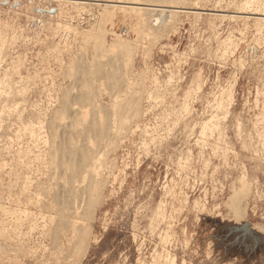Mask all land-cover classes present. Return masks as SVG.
Returning <instances> with one entry per match:
<instances>
[{
    "label": "rangeland",
    "instance_id": "rangeland-1",
    "mask_svg": "<svg viewBox=\"0 0 264 264\" xmlns=\"http://www.w3.org/2000/svg\"><path fill=\"white\" fill-rule=\"evenodd\" d=\"M73 1L93 3L92 0H0V203L10 209L28 208L34 217H23L16 235L6 226L7 222L5 225V216L0 212V222L12 237L9 242L10 239L0 236L1 245L12 246L9 253L0 252V264L52 262L46 259L52 247L49 234L55 220L50 219L54 214L47 204L51 202L58 176L55 178L56 174L49 169L48 148L52 140L49 127L58 121L53 127L55 137H61V141L71 133L70 124L75 126L76 119H83L78 114L85 108H79L82 101L76 96L80 95V78L84 66L87 71L90 66L87 63L94 60L96 64L99 59L97 64L101 66H96L105 73L122 70L120 75L115 71L120 76L118 79L142 86L144 112L136 121L135 132L127 133L125 139L119 138V147L107 149L104 143L97 146L102 163L100 178L105 180V188L102 202L94 212L92 240L80 264H151L154 259L159 264H170L172 260L173 264H264V22L256 24L253 16L230 12L249 8V12L262 13L264 0H249V3L248 0H182L188 9L177 13L172 27L157 31V27L148 23L143 25L146 34L133 30L134 14L119 13L112 24L107 22L99 27L96 20L103 7L77 5ZM115 1L123 5L127 0ZM77 30L93 31L100 38L82 35ZM120 38L126 39L134 49L125 51L128 46L122 48V45L112 50L110 45ZM110 57L115 64L109 63ZM117 62L124 64L119 67ZM66 63L72 66L65 67ZM127 68L130 71L126 73ZM124 80L120 81L119 92L110 90L106 82L108 91L117 92L114 95L122 98L127 90ZM64 96L79 111L74 110L75 115L66 114L67 119L58 115L59 120L55 112ZM107 98L105 94L106 103ZM209 118L217 130L211 128L209 132L208 128L203 133L201 123L210 121ZM65 121H70L69 125ZM83 123H76L77 132L84 129ZM15 137L21 138L20 141ZM242 176L250 183V192L242 200L246 210L239 218L229 208L228 197L240 186ZM89 179L83 178V187L88 186ZM160 202L161 215L158 214ZM43 226L45 230H41ZM13 240L19 247L13 248ZM65 262L61 260L59 264Z\"/></svg>",
    "mask_w": 264,
    "mask_h": 264
},
{
    "label": "bare ground",
    "instance_id": "bare-ground-1",
    "mask_svg": "<svg viewBox=\"0 0 264 264\" xmlns=\"http://www.w3.org/2000/svg\"><path fill=\"white\" fill-rule=\"evenodd\" d=\"M56 1V0H55ZM63 2V0H58V2ZM65 1V0H64ZM67 1V0H66ZM70 2V0H68ZM87 1V0H86ZM93 3H90L89 1L85 2H77V1H73L72 3H75V4H85V5H92V4H97V5H101L103 8H102V12L99 13V16H98V19L96 20L97 24L99 25V27H103V25L107 22L109 23H113L114 21V18L117 17V15L120 13L123 14L125 13L126 15L127 14H134L135 16V24L134 25V28L133 30L134 31H137L138 33H141V32H145L147 30H144L143 28V25H153L155 26L154 28L158 29L159 28H164V27H167L168 29V26L172 27L171 22L176 19L177 17V13L178 12H184L185 10L187 11L188 8H186V6H184L185 3L181 2L182 0H142L144 1L145 3H142V1L139 3L138 1L135 2V0H132L134 2H129L128 0L123 2L124 4H119L118 2H121V1H106L105 3H99V0H92ZM147 1V2H146ZM252 1V0H250ZM149 2H152V3H149ZM155 2V3H153ZM185 2H188V1H185ZM253 2V1H252ZM116 3H118L119 5H117ZM191 3V2H190ZM248 3H249V0H248ZM262 4V3H261ZM140 5H143V6H140ZM250 5V4H249ZM84 6V5H83ZM93 6V5H92ZM188 6V5H187ZM260 6V5H259ZM74 7V6H73ZM90 8V7H89ZM119 8V9H117ZM245 8V7H244ZM257 8V6H256ZM264 8V7H262ZM77 9V8H76ZM81 9V8H80ZM246 9V8H245ZM249 9V8H248ZM247 9V10H248ZM119 10V12H118ZM205 10V9H204ZM247 10H244V9H240V10H232L230 11L231 13H236V14H241L244 16H247L248 18L253 16L256 24L260 23V22H264V12L262 13H259V11L256 12L255 11H247ZM250 10V9H249ZM91 11V10H90ZM190 12V11H189ZM261 12V11H260ZM91 14V13H90ZM94 15V14H92ZM91 16V15H90ZM96 16V17H97ZM129 16V15H128ZM179 16V15H178ZM242 16V17H243ZM73 17V16H72ZM94 18V17H93ZM178 18V17H177ZM175 22V21H174ZM59 25V24H58ZM57 25V26H58ZM97 25V27H98ZM147 25V27H148ZM175 25V24H173ZM263 25V24H262ZM261 25V26H262ZM61 26V25H59ZM63 26V25H62ZM260 26V27H261ZM96 27V26H95ZM96 27V28H97ZM98 27V28H99ZM146 27V26H145ZM66 28L68 29L69 26L66 25ZM72 29V28H71ZM146 29V28H145ZM166 29V30H167ZM170 29V28H169ZM70 30V29H68ZM75 30V29H74ZM95 30V28H94ZM97 30V29H96ZM100 30V29H99ZM72 31V30H71ZM79 31V30H77ZM88 31V30H87ZM86 30H82V31H79V33H81L82 35L83 34H86L87 36H94L96 37V35L100 38V36L98 34H94L92 33L91 31H88L87 32ZM152 31V30H150ZM106 33V31H104ZM79 33H76V34H79ZM98 33V31H97ZM101 33V32H100ZM154 33V32H153ZM146 34V32H145ZM164 34V33H163ZM162 34V35H163ZM148 35V34H147ZM154 36V34H152ZM151 35V36H152ZM156 35V33H155ZM79 36V35H78ZM137 36V35H136ZM81 37V36H80ZM85 37V35H84ZM82 37V38H84ZM87 38V37H86ZM103 38V37H102ZM154 38V37H153ZM157 38V37H156ZM105 39V38H103ZM90 40V38H89ZM85 41V40H83ZM93 41V40H91ZM100 41V40H99ZM98 41V42H99ZM103 41V40H102ZM151 40H149V43ZM158 41V40H157ZM70 42V41H68ZM88 42V41H87ZM90 42V41H89ZM95 42V40H94ZM81 43V42H80ZM85 43V42H84ZM148 43V44H149ZM68 44V43H67ZM89 44V43H88ZM99 44V43H98ZM104 44V43H103ZM110 44V43H109ZM152 44V43H151ZM87 45V44H86ZM96 45V43H95ZM123 45L122 48H124L125 46H128L127 48L125 47L123 50H127L129 48H131L129 45H128V41L126 39H118L117 42L115 43H112L110 45L111 49H115V48H118L119 46L121 47ZM153 45V44H152ZM89 46V45H88ZM101 46V45H100ZM104 46V45H103ZM79 47V46H78ZM81 47L83 48V45H81ZM85 47V46H84ZM93 47V46H92ZM136 47H137V44H136ZM257 47V46H256ZM259 47V46H258ZM97 48L99 49L98 52H100V48L98 47L97 45ZM109 48V47H108ZM121 48V49H122ZM133 48V47H132ZM79 49V48H78ZM94 49V48H93ZM103 49V48H102ZM134 49V48H133ZM81 50V49H80ZM86 50V48H85ZM109 50V49H107ZM119 50V49H118ZM254 50V49H253ZM97 51V50H96ZM95 51V52H96ZM104 51V49H103ZM117 51V50H115ZM130 51V50H129ZM65 52V51H64ZM97 52V53H98ZM109 52V51H108ZM107 52V53H108ZM120 52V51H119ZM124 52V51H122ZM128 52V51H127ZM132 52V51H130ZM149 52V51H148ZM251 52V51H250ZM6 53V52H5ZM4 53V54H5ZM54 53V52H53ZM79 53V52H78ZM86 53V52H85ZM96 53V54H97ZM150 53V52H149ZM226 53V52H225ZM2 54V53H1ZM84 53H82L81 55H83ZM91 54V53H90ZM101 54V53H100ZM120 54V53H118ZM125 54V53H124ZM123 54V55H124ZM80 55V54H78ZM80 55V57H82ZM99 55V54H98ZM116 55V54H115ZM114 55V56H115ZM121 55V54H120ZM119 55V56H120ZM127 55V54H126ZM130 54H128V57H129ZM133 55V54H131ZM86 56V55H85ZM92 56V55H91ZM96 56V55H95ZM93 56V58L95 57ZM100 56V55H99ZM112 56V55H111ZM117 56V55H116ZM1 57V56H0ZM3 57V56H2ZM97 57V56H96ZM102 57H106V56H102ZM132 57V56H131ZM76 58V57H75ZM92 58V59H93ZM109 58V57H108ZM111 58V57H110ZM118 58V57H116ZM122 58V56L120 57ZM119 58V59H120ZM3 59V58H2ZM62 59V58H61ZM79 59V58H78ZM91 59V60H92ZM105 59V58H104ZM107 59V57H106ZM129 59V58H128ZM242 59V58H241ZM86 60V59H85ZM84 60V61H85ZM100 60V59H99ZM99 60L96 61V64L94 63V60H92V64H94L95 66L91 67L92 64L90 63H87V65L89 66V68L87 69L86 71V67L84 66V64H80L82 66H84L85 68V72H84V75H83V72H82V77L83 78H80V81L81 83H79V87H81L80 89L77 88V86L75 88L79 89L78 91H80V95H76L77 97L79 96L80 100L78 99V101H82L81 105L79 106V108L82 106H84L85 110H82V112H80L78 114L83 115V119L81 121H85L87 124H85V122L83 123L84 125L81 126L83 127L84 129H81V131L77 132L75 129L76 128V125L77 124H81V121L78 119H72L74 122H75V126H74V123H73V126L70 124V126L72 127V130H70L71 133H69V135H67L68 137H65L66 135H64L65 137V140H61V137L60 139L55 137L56 134H55V130H54V127H53V123L52 125L49 127L50 131H51V147H49L48 149H50V153L48 154L49 158L51 159L49 162L50 163V170L54 173V176L56 174V177L58 176V178L61 180L59 181V179L57 178V181L54 183V188H53V193H52V197H51V202L48 203L47 201V205H49V207H51V210L53 211V216H48V218L50 217V219L54 218L53 220L54 223L51 226L53 227V230L51 231V233L49 234V238L51 241L50 245H52V247L49 249V256L46 260H52V262L50 261V264H59V262L61 260H66V262L64 264H80L82 259L84 258V256L86 255L87 251H88V248H89V245H90V242H91V226H92V221L94 219V212L96 210V208L98 207V205H100V203L102 202V198H103V189L105 188V180H101L100 176V170L102 168V163H101V160H100V157H99V151L97 146H101L99 145L100 143H104L103 145L106 146V148H116L117 147V143L119 142V138H127V133H132L134 131V127H136V121L138 120V118L140 117V115H142V113L144 112L142 110V104H141V99H142V86L138 85V86H135L133 85L132 82L124 80V83L126 81V86H127V90L125 91L124 95L122 96V98H120L119 96L117 97L116 95H114L115 93L119 92V88H121L122 84L119 85L123 80L122 79H118L119 77L116 76V73L115 71L113 72L112 70V73L111 74H108L107 71L105 73V71L102 70V68H99L98 66L96 65H99L97 64V62H100ZM108 60V59H107ZM57 61V60H56ZM82 61V60H80ZM102 61H105L106 60H102ZM110 61H112V58L111 60H109V63ZM128 61V60H127ZM131 62V60H129ZM128 61V62H129ZM243 61V60H242ZM76 62V61H74ZM78 62V61H77ZM76 62V63H77ZM90 62V61H89ZM115 62V61H114ZM123 62V61H122ZM124 62H126L124 60ZM2 63V62H1ZM61 63H64V62H61ZM79 63V62H78ZM77 63V64H78ZM85 63V62H83ZM104 63V62H103ZM107 63V62H106ZM105 63V65H106ZM116 63V62H115ZM113 63L112 61V64H115ZM121 64V62H119ZM71 64V63H69ZM118 64V62H117ZM116 64V65H117ZM118 64V66L120 65ZM124 64V63H122ZM122 64L120 66H122ZM1 65V64H0ZM67 65V63H66ZM79 65V66H80ZM86 65V66H87ZM108 65V63H107ZM106 65V66H107ZM111 65V64H110ZM234 65V63H233ZM60 66V65H59ZM72 66V65H70ZM70 66H65V67H69ZM75 66V65H74ZM78 66V65H77ZM87 66V67H88ZM101 66V65H99ZM111 66H114V65H111ZM116 66V67H118ZM119 66V67H120ZM128 66V65H127ZM64 67V68H65ZM105 67V66H104ZM110 67V66H109ZM125 67V66H124ZM129 67V66H128ZM132 67V66H131ZM84 70L83 67H80ZM79 68V69H80ZM122 68V67H121ZM10 69V68H9ZM16 69V68H15ZM68 69V68H67ZM78 69V68H77ZM112 69V67L110 68ZM117 69V68H116ZM120 69V68H119ZM123 69V68H122ZM126 69V68H125ZM61 70V69H60ZM73 70V68H72ZM82 70V71H83ZM11 71V70H10ZM63 71V70H62ZM81 71V70H79ZM77 71V72H79ZM110 71V72H111ZM122 71V70H121ZM120 71V72H121ZM130 71L128 68H127V71H125L126 73ZM6 72V71H5ZM9 72V71H8ZM60 72V71H59ZM66 72V70H65ZM76 72V71H75ZM76 72V73H77ZM116 72H118L119 74L117 75H120L121 73L117 70ZM63 73V72H62ZM70 74H68L69 76L71 75L72 71L69 72ZM75 73V74H76ZM80 73V72H79ZM78 73V74H79ZM65 74V73H64ZM125 74V73H124ZM62 75V74H61ZM66 75V76H68ZM77 75V74H76ZM107 75V76H106ZM143 75V74H142ZM68 76V77H69ZM123 76V75H122ZM121 76V77H122ZM7 77V76H6ZM63 77V76H62ZM65 77V76H64ZM78 77V76H77ZM80 77V76H79ZM78 77V78H79ZM124 77V76H123ZM67 78V77H66ZM75 78V77H74ZM5 79V78H4ZM8 79V78H7ZM63 79V78H62ZM65 79V78H64ZM63 79V80H64ZM69 79V78H68ZM73 79V78H72ZM82 79V80H81ZM118 79V80H117ZM21 80V79H20ZM78 80V79H77ZM131 80V79H130ZM145 80V79H144ZM3 81V80H2ZM1 81V82H2ZM8 81V80H7ZM71 81V80H70ZM69 81V82H70ZM121 81V82H120ZM33 82V80H32ZM64 82V81H63ZM77 82V81H76ZM111 87H109V89L113 88L114 91L115 89H118L117 92L113 93V89L112 91H108V84ZM143 82V81H142ZM142 82L140 84H142ZM7 83V82H6ZM60 83V82H59ZM78 83V82H77ZM76 83V84H77ZM14 84V83H13ZM29 84H32L29 82ZM27 84V85H29ZM58 84V83H57ZM75 84V83H74ZM2 85V84H1ZM62 85V83H61ZM108 85V86H106ZM124 85V84H123ZM156 85V84H155ZM231 85V84H229ZM228 85V86H229ZM234 85V84H232ZM31 86V85H30ZM57 86V85H56ZM73 86V85H72ZM120 86V87H118ZM140 86V91L138 90L137 87ZM3 87V86H1ZM23 87V86H22ZM10 88V87H9ZM8 88V91L10 90ZM14 88V87H13ZM25 88V87H23ZM59 88V87H58ZM64 87H62L63 89ZM72 88V87H71ZM155 88V87H154ZM199 88V87H198ZM2 89V88H1ZM66 89V88H65ZM107 89V93H106V90ZM159 89V88H158ZM157 89V90H158ZM229 91L231 88H228ZM24 90V89H23ZM28 90V89H27ZM61 90V89H60ZM64 90V89H63ZM63 90L59 91V92H63ZM69 90V89H68ZM74 90V89H73ZM154 90V89H153ZM4 91V90H3ZM2 91V92H3ZM30 91V89H29ZM65 91V90H64ZM67 91V89H66ZM64 92V93H67V92ZM76 91V90H75ZM105 91V92H104ZM121 91V89H120ZM199 91V90H198ZM223 91V90H222ZM228 91V92H229ZM1 92V91H0ZM28 92V91H27ZM26 92V93H27ZM31 92V91H30ZM58 92V93H59ZM109 92V94H108ZM155 92V91H154ZM153 92V93H154ZM158 93V91H156ZM227 92V91H226ZM6 93V91L4 92ZM29 93V92H28ZM74 93V92H73ZM264 93V92H263ZM9 94V93H8ZM16 94V92H15ZM15 94H13V96H15ZM42 94V93H41ZM57 94V93H56ZM55 94V95H56ZM107 94L108 98V102L106 103L105 101H103L104 99V95ZM226 93H224V96H225ZM61 95V94H60ZM64 95V94H63ZM67 95V94H66ZM71 95H72V89H71ZM146 95V94H145ZM186 95V94H185ZM227 95V94H226ZM9 96V95H8ZM24 96V94H23ZM26 96V95H25ZM28 96V95H27ZM68 96V95H67ZM67 96L63 97L62 100H61V105H60V109H58L55 115V117H57L59 119V116H63L65 115L64 118H66V114L69 115V113H72L75 115V113L78 110V105L76 103V109L77 111L74 112V107L68 102L69 99L67 100ZM74 96V95H73ZM154 96V95H153ZM222 96V95H221ZM220 96V98H222ZM231 95L228 94V97H230ZM34 97V96H33ZM55 97V96H54ZM72 97V96H71ZM151 97V96H150ZM227 96L225 98H228ZM232 97V96H231ZM230 97V98H231ZM26 98V97H25ZM224 98V97H223ZM2 99V98H1ZM5 99V98H4ZM16 99V98H14ZM13 99V100H14ZM21 99V98H20ZM47 99V97H46ZM53 99V98H52ZM56 99V98H55ZM77 99V98H76ZM195 99V98H194ZM12 100V99H11ZM17 100V99H16ZM74 100V98H73ZM221 100V99H220ZM230 99H228L229 101ZM10 101V100H9ZM24 101H27V99H25ZM71 101V100H70ZM77 101V102H78ZM224 101V100H223ZM222 101V102H223ZM227 101V100H226ZM7 102V101H6ZM20 102V101H19ZM74 102V101H72ZM190 102V101H189ZM192 102V101H191ZM195 102V101H193ZM215 102V101H214ZM13 103V102H12ZM220 103V102H219ZM224 103V102H223ZM229 103V102H228ZM227 103V104H228ZM257 103V102H256ZM38 104V103H37ZM36 104V105H37ZM208 104V103H207ZM221 104V103H220ZM1 105V104H0ZM6 105V103L4 104ZM8 105V104H7ZM34 105V104H33ZM223 105V104H221ZM221 105L218 109L221 108ZM15 106V105H14ZM24 106V105H23ZM31 106V105H30ZM29 106V107H30ZM35 106V105H34ZM75 106V105H74ZM226 106V105H225ZM229 106V105H228ZM227 106V108H228ZM263 106V105H262ZM185 107V106H184ZM6 108V107H5ZM21 108V106H20ZM214 108V107H213ZM3 109V108H2ZM8 109V108H7ZM6 109V110H7ZM30 109V108H29ZM49 109V108H48ZM187 109V108H185ZM263 109V108H262ZM5 110V109H4ZM5 110V111H6ZM213 110V109H212ZM9 111V110H8ZM21 111V109H20ZM189 111V110H187ZM216 111V110H215ZM218 111V110H217ZM220 111V110H219ZM223 111V110H222ZM14 112V111H13ZM19 112V110H18ZM221 112V111H220ZM264 112V111H262ZM261 112V113H262ZM29 113V112H28ZM38 113V112H37ZM53 113V114H55ZM58 113V114H57ZM83 113V114H82ZM225 113V112H224ZM223 113V114H224ZM2 114V113H0ZM216 114V113H215ZM59 115V116H58ZM183 115V114H181ZM217 115V114H216ZM219 115V114H218ZM227 115V114H226ZM3 116V115H2ZM13 116V115H12ZM52 116V115H51ZM72 116V115H71ZM221 116V115H220ZM8 117V116H6ZM49 117V116H48ZM79 117V118H81ZM214 117V116H213ZM212 117V118H213ZM224 117V116H223ZM1 118V117H0ZM15 118V117H13ZM36 118V116L34 117ZM41 118V117H40ZM51 118V117H50ZM63 118V117H62ZM69 118V116L67 117ZM66 118V119H67ZM73 118V117H71ZM75 118V116H74ZM78 118V117H77ZM215 118V117H214ZM21 119V118H20ZM23 119V118H22ZM61 119V118H60ZM59 119V120H60ZM65 119V120H66ZM210 119V118H209ZM257 119V118H255ZM25 120V119H24ZM38 120V119H37ZM51 120H53L51 118ZM216 120V119H214ZM219 120V119H218ZM225 120V119H223ZM44 121V120H43ZM46 121V120H45ZM78 121V122H76ZM220 121V120H219ZM2 122V121H1ZM51 123V121H49ZM56 122H58L57 120L55 121L54 124H56ZM70 123V121H68ZM67 121L64 122L68 124ZM211 122L212 119H210V121H205L204 123H201V132L203 131H206L205 129H208L210 128L209 132L211 131V128H216L217 125L215 124H212ZM40 123V122H39ZM77 123V124H76ZM240 123V122H238ZM26 124V123H25ZM31 124V123H30ZM58 124V123H57ZM63 124V123H62ZM61 124V125H62ZM241 124V123H240ZM239 124V125H240ZM7 125V124H5ZM10 125V124H9ZM42 125H44V122L42 123ZM66 125V124H65ZM69 125V124H68ZM257 125V124H256ZM22 126V125H21ZM28 126V125H27ZM26 126V128H27ZM57 126V125H56ZM67 126V125H66ZM69 126V129H71V127ZM86 126V127H85ZM237 126V125H236ZM254 126V125H253ZM8 127V126H7ZM53 127V128H52ZM60 127V126H59ZM64 127V126H62ZM79 127V126H78ZM133 127V128H132ZM220 127V126H219ZM6 128V126H5ZM4 128V129H5ZM22 128V127H21ZM25 128V127H24ZM40 129H42L41 127H39ZM65 128V127H64ZM67 128V127H66ZM240 128V127H239ZM254 128V127H253ZM0 129H1V126H0ZM18 129V128H17ZM60 129V128H59ZM68 129V128H67ZM66 129V130H67ZM80 129V128H79ZM137 129V128H136ZM241 129V128H240ZM19 130V129H18ZM23 130V129H22ZM54 130V131H53ZM63 130V129H62ZM217 130V128H216ZM224 130V129H223ZM258 130V129H257ZM7 130H5L6 132ZM21 131V130H20ZM25 131V129H24ZM23 131V132H24ZM27 131V130H26ZM49 131V130H48ZM49 131V132H50ZM58 131V130H57ZM68 131V130H67ZM222 131V129H221ZM218 130V132H221ZM4 132V130H3ZM4 132V133H5ZM31 132V131H30ZM28 132V133H30ZM35 132V131H34ZM41 132V130H40ZM44 132V131H43ZM42 132V133H43ZM60 133H63L61 132V129L59 131ZM135 132V131H134ZM200 132V133H201ZM225 132V131H223ZM57 133V132H56ZM198 133V135L200 134ZM204 133V132H203ZM261 133V132H260ZM3 134V133H1ZM20 134V133H19ZM18 134V135H19ZM24 134V133H23ZM65 134V133H63ZM68 134V133H67ZM239 134V133H238ZM4 135V134H3ZM8 135V134H7ZM32 135V134H31ZM59 135V134H58ZM203 135V134H202ZM220 135V134H219ZM221 135H222V132H221ZM258 135V133H257ZM1 136V135H0ZM46 136V134H45ZM60 136V135H59ZM62 136V135H61ZM224 136V135H222ZM221 136V137H222ZM17 137V135H16ZM14 138V139H18V138ZM19 137V136H18ZM31 137V136H29ZM41 137V136H40ZM204 137V136H203ZM202 137V138H203ZM260 137V136H259ZM258 137V138H259ZM262 137V136H261ZM24 138V137H23ZM38 138V137H37ZM49 138V137H48ZM50 138V139H51ZM55 138V139H54ZM59 139L58 141L56 140ZM63 138V137H62ZM81 138L84 140V142L81 140ZM21 139V138H19ZM18 139V140H19ZM49 139V140H50ZM4 140V139H3ZM201 140V139H200ZM203 140V139H202ZM219 140V139H217ZM222 140V139H221ZM1 141V139H0ZM16 141V140H15ZM20 141V140H19ZM31 141V140H30ZM29 141V142H30ZM60 141V142H59ZM220 141V140H219ZM122 142V141H121ZM120 142V143H121ZM203 142V141H202ZM223 142V141H222ZM262 142V140H261ZM1 143V142H0ZM47 143H49L47 141ZM220 143V142H219ZM37 144V143H36ZM2 145V143H1ZM39 145V144H38ZM37 145V146H38ZM49 145V144H48ZM264 146V143L262 144ZM119 147V145H118ZM226 147V146H225ZM10 148V147H9ZM3 150V149H2ZM8 150V149H7ZM24 150V148H23ZM21 150V151H23ZM246 150V149H245ZM26 151V150H24ZM49 151V150H48ZM2 152V151H1ZM0 152V153H1ZM15 153V152H14ZM20 153V152H19ZM189 154V153H187ZM6 155L7 152H6ZM19 155V154H18ZM23 155L24 152H23ZM2 156V155H1ZM35 156V154L33 155ZM187 156V155H186ZM7 157V156H6ZM9 157V155H8ZM19 157V156H18ZM37 157V156H36ZM39 157V156H38ZM185 158V157H184ZM28 159V158H27ZM40 159V158H39ZM45 159V157H44ZM188 160V159H187ZM10 161V160H9ZM8 161V162H9ZM13 161V160H12ZM3 162V161H2ZM11 162V161H10ZM22 162V161H21ZM187 162V161H185ZM190 162V161H189ZM24 163V162H23ZM2 164V163H1ZM26 164V163H25ZM186 164V163H185ZM189 164V163H188ZM187 164V165H188ZM5 165V164H4ZM13 165V163H12ZM11 165V166H12ZM15 165V164H14ZM20 165V164H19ZM23 165V164H22ZM6 166V165H5ZM17 166V165H15ZM21 166V165H20ZM27 166V164H26ZM30 166V165H29ZM48 166V165H46ZM45 166V167H46ZM186 166V165H185ZM184 166V167H185ZM189 166V165H188ZM32 167V166H31ZM41 168V167H40ZM44 168V167H43ZM21 169V168H20ZM26 169V168H25ZM39 169V168H38ZM45 169V168H44ZM41 170V169H40ZM245 170V169H244ZM50 171V172H51ZM20 172V171H19ZM22 172V171H21ZM48 172V171H47ZM51 172V173H52ZM214 172V171H213ZM31 173V172H30ZM39 173H41L39 171ZM52 173V174H53ZM23 174V173H22ZM26 174V173H25ZM37 174V173H36ZM62 174V175H61ZM195 174V173H194ZM16 175V174H15ZM47 175V174H46ZM26 176V175H25ZM30 176V175H29ZM52 176V177H54ZM62 176V177H61ZM81 177H87V180L88 178H90L89 180V184L88 186L86 187H83L85 185L82 184L83 182V178H80ZM244 176V175H243ZM242 176V180L241 181V184L239 187H237L236 189H234L232 191V194L230 195V197H228V206L229 208L231 209V211L233 212L234 214V217H243L244 216V213H245V204L243 205L242 204V200L247 197L248 193L250 192L249 191V188H250V183L247 182L244 177ZM20 177V176H19ZM51 177V175H50ZM51 177V178H52ZM241 177V176H240ZM30 178V177H29ZM239 178V177H238ZM246 178V177H245ZM49 179V178H48ZM82 179V180H80ZM21 180V179H20ZM53 180V179H52ZM40 184V183H39ZM46 184V183H45ZM80 184V185H79ZM83 185V186H82ZM27 186V185H26ZM43 186V185H42ZM82 186V187H81ZM22 187V186H21ZM38 187H41L38 186ZM47 187V186H46ZM37 189V188H36ZM40 189V188H39ZM48 189V188H47ZM14 191V190H13ZM42 191H43V188H42ZM47 191V190H46ZM15 193V192H14ZM20 193V192H19ZM43 193V192H42ZM39 196V194H38ZM2 197V196H1ZM37 197V195H36ZM37 199H39V197H37ZM36 199V202L38 203ZM42 199V198H41ZM34 200V199H33ZM162 201V200H161ZM20 202V201H19ZM40 202V201H39ZM45 202V201H44ZM3 203V202H2ZM0 203V212L3 214V216H5L4 218L6 219H3L5 220V225H6V222L8 223V226L10 229L11 232H13L14 234H18V229H20V225L22 224L21 221H24L23 220V217H25L26 219V216H28L29 218V215L30 212H28V208H20V207H17V208H14V209H10L8 208L6 205ZM21 203V202H20ZM40 204V203H39ZM160 205L158 206V214L161 215V202L159 203ZM44 205V204H43ZM41 205V206H43ZM182 205V204H181ZM248 205V204H247ZM18 206V205H17ZM46 207V206H45ZM48 207V206H47ZM44 208V207H43ZM47 209V208H45ZM42 214H40L39 216H41ZM33 215H31L32 217ZM55 216V217H54ZM34 219V217H32ZM37 218V217H36ZM42 218V217H41ZM36 221V220H35ZM41 221V220H40ZM26 222V221H25ZM44 222V221H43ZM33 225L34 222H32ZM31 223V224H32ZM45 223V222H44ZM49 223V222H48ZM51 224V223H50ZM4 225V227H5ZM4 227L2 226V223L0 222V236L2 237H6V240L10 239L9 242H11V239L12 237L10 236L11 234H8L5 232V229ZM32 227V226H31ZM6 228V227H5ZM30 228V227H29ZM33 228V227H32ZM32 228H30L32 231ZM35 228V226H34ZM44 229H41V230H45L46 227L43 226ZM8 228H6L7 230ZM50 229V227H49ZM48 229V230H49ZM262 230V229H261ZM50 232V230H49ZM21 233V231H20ZM19 233V234H20ZM43 233V232H42ZM44 234V233H43ZM48 235V234H47ZM28 236V235H27ZM46 237V236H45ZM16 238V237H15ZM14 239V238H13ZM28 239V238H27ZM42 242V241H41ZM13 248H17L19 247V245L17 243H15V241L13 240ZM21 244V242H20ZM22 245V244H21ZM45 246V245H44ZM10 247V245H9ZM50 247V246H49ZM68 248V250H65V248ZM12 248V246H11ZM11 248H7V245L4 244V245H1L0 244V252H10L9 249ZM8 252V253H9ZM43 253V252H42ZM43 256V254H42ZM157 256V255H156ZM160 260V259H159ZM173 261V260H172ZM170 262V264H173V262ZM62 263V262H61ZM140 264H144L142 262H140ZM151 264H159V262L157 260H153ZM161 264V263H160Z\"/></svg>",
    "mask_w": 264,
    "mask_h": 264
}]
</instances>
